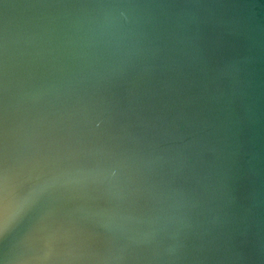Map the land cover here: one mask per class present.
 <instances>
[{"label":"water","instance_id":"1","mask_svg":"<svg viewBox=\"0 0 264 264\" xmlns=\"http://www.w3.org/2000/svg\"><path fill=\"white\" fill-rule=\"evenodd\" d=\"M0 264H264V0H0Z\"/></svg>","mask_w":264,"mask_h":264}]
</instances>
